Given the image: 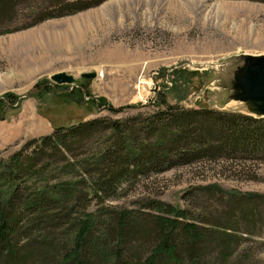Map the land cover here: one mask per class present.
Wrapping results in <instances>:
<instances>
[{
  "label": "rangeland",
  "instance_id": "obj_1",
  "mask_svg": "<svg viewBox=\"0 0 264 264\" xmlns=\"http://www.w3.org/2000/svg\"><path fill=\"white\" fill-rule=\"evenodd\" d=\"M75 1L23 0L12 20L0 26L3 163L30 141L37 143L23 157L42 148L40 141L56 127L100 118L120 122L132 119L140 123L138 128L153 134L156 127L145 119L168 112L166 107L239 110L237 103L225 105L227 93L220 85L226 76L219 74L218 65L242 54L264 55V3L106 0L71 13L73 8L67 9L65 4ZM48 15L51 18L47 19ZM206 64L215 67L195 68ZM59 72L72 76L74 83H54L51 76ZM86 73L96 77L82 78ZM195 125L188 126L190 134ZM211 125L206 130L211 134L220 130L214 121ZM105 131L86 137L69 156H55L45 150V155L35 158V163L42 165L40 171L14 181V199L20 201L63 183L74 185L77 191L75 201L59 204H64L60 212L51 210L59 202L46 201L45 215L38 222L37 216L30 218V222L34 220L30 226L29 218L18 210V244L31 241L35 251L52 256L49 263L32 264H62L61 255L72 249L83 213H92L96 220L87 240L89 249L100 245L99 251L109 254V264L118 262L116 253L122 262L144 264L159 243L155 216L172 218L154 209L158 202L186 213L187 218L179 220L180 226L194 224L204 237L190 242L177 230L173 236L179 244L175 259L163 255L157 264H264V156H257L256 163L237 160L233 167H240L241 178L227 177L220 171L221 164L204 160L161 173L145 168L134 173L130 166V172L116 176L97 197L90 185L109 175L108 168L95 165L107 153L99 151L112 145L113 136ZM125 145L128 142L123 139V148ZM109 152L115 157L125 155L120 147ZM245 162L254 167H241ZM253 169L256 180L249 181L246 172ZM208 185H216L222 192L208 193ZM3 189L0 187V192ZM126 213L128 216L121 220ZM53 215L58 217L48 220ZM120 221L125 228L122 242ZM43 241L50 250H45Z\"/></svg>",
  "mask_w": 264,
  "mask_h": 264
},
{
  "label": "trees",
  "instance_id": "obj_2",
  "mask_svg": "<svg viewBox=\"0 0 264 264\" xmlns=\"http://www.w3.org/2000/svg\"><path fill=\"white\" fill-rule=\"evenodd\" d=\"M22 1L0 0V26L12 20L18 4ZM104 1L106 0H92V3L88 4L85 1L76 0L67 3L68 5L65 4V6L67 9L73 8L70 10L73 13L93 8ZM253 1L264 3V0ZM58 16H62V14H58ZM46 18H51V15L46 16ZM166 109L168 112L149 117L148 121L145 119V123L149 126L156 127L153 134H148L144 128H138L140 123L136 124L132 119L126 122L107 118L93 119L80 122L74 126L54 128L52 134L43 137L40 141L43 147L32 151L27 157H23L24 152L36 144V140L26 143L20 152L11 157L9 162L3 163L0 159V176L2 175L0 181L3 183L0 187L5 188L0 192V264H32L33 261L49 263L48 260L52 256L48 253L35 251L33 242L28 241L23 246L18 244L16 237V235H19L20 225L17 220L18 210L22 212V215L29 218L27 224L30 226L34 222V220L30 222V218L37 216V218H34L38 222L45 215L43 211L48 209L43 204L46 201L59 202L56 203L57 207L51 209L53 213L60 212L68 201H75L76 188H74V185L69 186L68 183L48 188L38 196L24 197L21 198V201L20 199H14V195L17 196L14 181L17 177L38 173L42 165L36 164L35 158L39 159L42 155H45V150L49 149L55 156L56 154L69 156L86 137L91 138L99 132L106 130V133L109 131L113 136L110 141V145H112L99 151L101 154L107 153L95 163L100 169L108 168L109 175L108 177L104 176L96 184L90 185L97 197L105 193L116 176L126 175L130 166H132V172L134 173L142 168L161 173L177 166L198 164L199 161L204 160L206 163L217 164V166L221 164L220 171L227 177L241 178V175L244 174L241 173L240 167H233L234 164H238L236 163L237 160L242 162L251 160L256 163L259 160L257 156H262L261 158L264 156L262 154L264 153V118H257L242 112H227L218 109H172L171 107H166ZM212 121L220 126V130H212V132H215L214 134L206 131L212 127ZM190 123L196 124L192 134H190L191 129H189ZM187 131L189 135H187ZM139 134L142 137L140 139H138ZM148 136H150V139L146 141L145 139ZM123 139L128 142V145H125L124 148L122 146ZM138 140H141V144L136 146ZM117 147H120L125 155L122 153L120 157H115L110 152L108 153L109 149ZM247 149L253 151L249 153ZM127 160H130L133 164L130 165ZM247 163L245 162L240 166L243 168L246 166L248 168L254 167L247 165ZM69 164L68 161L65 167ZM113 169L118 172L113 171ZM255 174L254 169L247 171V180H256ZM205 190L208 193L222 192L216 185H208ZM247 196L258 197V195L249 194ZM60 203H64L63 206L59 205ZM154 209L168 214L172 218L155 216V224L160 234L159 243L144 264H157L158 258L163 255H167L169 259H175L179 248L177 245L179 244L175 243L173 236L177 230H180L186 236V239L189 238L190 242L196 243L204 237L203 234L198 232V228L194 224L185 223L182 227L180 226L179 220L187 218L186 213L170 206H164L160 202L156 203ZM24 212L26 214H23ZM82 215V220L77 223L72 249L61 255L62 264H109V254L104 251L100 252V245L93 244L90 249L87 246L88 236L96 223L95 216L92 213H83ZM126 216H128V213L123 214L121 220H124ZM51 217L54 220L58 216H48V220ZM123 227V221H120L118 234L121 242L124 238L125 228ZM30 230L31 227L26 232ZM42 243L46 246L45 250H50L46 242L43 241ZM115 258L118 261L116 264H130L122 262L120 258L118 260L117 253Z\"/></svg>",
  "mask_w": 264,
  "mask_h": 264
},
{
  "label": "water",
  "instance_id": "obj_3",
  "mask_svg": "<svg viewBox=\"0 0 264 264\" xmlns=\"http://www.w3.org/2000/svg\"><path fill=\"white\" fill-rule=\"evenodd\" d=\"M219 74L226 76L220 87L227 93V105L234 102L240 105L239 110L248 115L264 118V55L242 54L232 61L218 65ZM211 67H215L212 65ZM201 69L203 67H195ZM95 73H86L82 78L94 79ZM51 80L56 84H73L74 78L64 72L55 73ZM221 110V109H218ZM226 111V110H221Z\"/></svg>",
  "mask_w": 264,
  "mask_h": 264
},
{
  "label": "bare ground",
  "instance_id": "obj_4",
  "mask_svg": "<svg viewBox=\"0 0 264 264\" xmlns=\"http://www.w3.org/2000/svg\"><path fill=\"white\" fill-rule=\"evenodd\" d=\"M212 65H214V64H210V65H207V64H206V65H199V66H200V67H203V66H204V67H211ZM212 68H213V67H212Z\"/></svg>",
  "mask_w": 264,
  "mask_h": 264
}]
</instances>
